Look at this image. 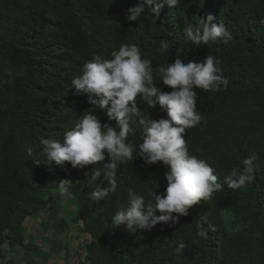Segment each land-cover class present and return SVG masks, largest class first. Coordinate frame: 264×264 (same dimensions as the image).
<instances>
[{
  "label": "trees",
  "instance_id": "1",
  "mask_svg": "<svg viewBox=\"0 0 264 264\" xmlns=\"http://www.w3.org/2000/svg\"><path fill=\"white\" fill-rule=\"evenodd\" d=\"M137 3L0 0V264H21V255L25 264H34V258L46 263L51 257L46 252L52 247L40 250L27 240L24 223L40 213L49 214L46 230H54L53 244L72 225L90 237L85 264H264V0H181L177 8L165 5L156 21L150 11L129 21V9ZM208 15L223 23L233 40L228 45L186 44L183 27ZM163 40L170 42L168 54L159 50ZM122 44L137 45L154 69L178 57L185 64L207 55L219 58L229 84L219 92L195 89L203 119L187 130L189 152L208 162L221 183L232 167L243 169L244 159L257 155L254 179L245 188L224 183L223 191L194 205L173 227L157 224L133 234L114 229L112 216L127 204L129 188L146 201L150 192H164L167 169L162 162L146 165L135 158L121 166L116 193L96 203L89 198L93 165L37 164L26 152L32 147L38 153L41 137L62 140L92 107L86 94L70 88L71 80L81 74L85 61L97 55L110 58ZM156 82L171 91L159 78ZM138 108L144 111L146 105L138 101ZM148 112L153 119L167 115L158 105ZM96 114L108 122L103 112ZM130 138L142 143L139 134ZM63 180L72 182L66 193L75 211L60 218V202L52 212L49 205ZM198 225L206 238L197 235ZM180 241L186 247L177 253Z\"/></svg>",
  "mask_w": 264,
  "mask_h": 264
},
{
  "label": "clouds",
  "instance_id": "2",
  "mask_svg": "<svg viewBox=\"0 0 264 264\" xmlns=\"http://www.w3.org/2000/svg\"><path fill=\"white\" fill-rule=\"evenodd\" d=\"M165 5L177 8L181 0H138L129 9L127 18L137 21L150 11L156 21ZM213 20L214 17L208 15L206 19L200 18L198 24H186L183 27L185 43L197 47L217 42L228 45L233 40L230 31L223 23ZM169 49L170 42L161 41L160 52L168 54ZM221 64L222 61L213 55L186 64L178 57L167 66L154 69L153 62L143 58L141 49L135 44H122L118 50L113 49L110 58L93 56L83 63L81 74L74 77L70 85L76 93L86 94L92 107L64 132L62 140L41 137L39 152L28 147L27 155L35 157L37 164L49 166L53 162L57 166L69 162L72 168L93 165L90 177L93 190L89 198L96 203L104 201L110 193H116L119 186L117 172L121 166L132 163L135 158H140L146 165L162 162L167 169L164 192H150L146 201L143 195L129 188L127 204L120 205L115 211L111 224L114 229L123 228L130 234L151 230L157 224L173 227L194 205L223 191L224 183L228 188L238 190L254 179L255 153L244 159L243 169L232 167L221 183L208 162L190 154L185 139L187 130L195 128L203 119L197 107L195 89L219 92L228 87L229 80L222 74ZM157 78L171 91L162 90ZM138 101L146 105L144 111L138 108ZM157 105L167 114L166 118H151L148 109ZM97 110L107 116L108 122H101ZM111 121H115V126ZM137 134L142 143L130 138ZM99 162L104 163L100 165ZM71 184L69 180L61 181L58 192L69 194L66 192ZM197 235L206 238L202 225L197 226ZM185 247L183 241L178 242L176 252L181 253Z\"/></svg>",
  "mask_w": 264,
  "mask_h": 264
},
{
  "label": "rangeland",
  "instance_id": "3",
  "mask_svg": "<svg viewBox=\"0 0 264 264\" xmlns=\"http://www.w3.org/2000/svg\"><path fill=\"white\" fill-rule=\"evenodd\" d=\"M52 201L49 205V211L52 212V206L60 202V206L63 211L60 212V218L63 217L66 213L70 216L73 215L75 209L71 202V196L69 194H60L58 189L54 191L52 196ZM50 222L48 213H40L37 218L27 220L24 223V228L27 234L28 242L32 243L34 241L39 247L40 250L48 251L46 252L51 257L47 258L46 263L40 259L34 258V264H85V250L84 246L87 242H90V237L84 234L79 225H72L68 231L57 236L58 243H52V239H56L54 235V230H46V223ZM53 247L57 248L56 250ZM7 249V248H6ZM61 249V251L59 250ZM59 251V253H57ZM57 253V254H56ZM43 257L46 256L42 254ZM23 255L19 256L17 259H20L21 264H25Z\"/></svg>",
  "mask_w": 264,
  "mask_h": 264
}]
</instances>
